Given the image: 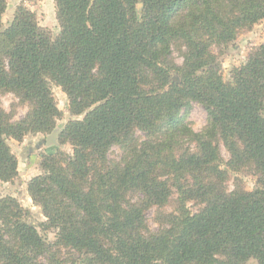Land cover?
Masks as SVG:
<instances>
[{
	"label": "trees",
	"instance_id": "obj_1",
	"mask_svg": "<svg viewBox=\"0 0 264 264\" xmlns=\"http://www.w3.org/2000/svg\"><path fill=\"white\" fill-rule=\"evenodd\" d=\"M6 2L0 92L27 111L13 120L0 107V180L17 175L8 138L54 129L52 84L83 116L58 134L71 153L44 155L27 183L55 238L0 197V264H264V42L227 80L213 52L264 18V0H55L54 37L23 4L2 26ZM192 101L207 113L200 131L185 119ZM244 171L256 187L235 175L228 190L229 174Z\"/></svg>",
	"mask_w": 264,
	"mask_h": 264
},
{
	"label": "rangeland",
	"instance_id": "obj_2",
	"mask_svg": "<svg viewBox=\"0 0 264 264\" xmlns=\"http://www.w3.org/2000/svg\"><path fill=\"white\" fill-rule=\"evenodd\" d=\"M23 4L27 9L35 14L37 22L40 26L46 28L51 37L56 36L58 32V22L56 20L55 0H7L4 12L1 15L2 26H7L12 20L16 7ZM264 42V18L256 21L247 29H243L237 34L229 44L213 48L216 55V63L220 68L224 80L229 79L230 70L233 66L240 65L247 55L254 50L259 44ZM173 57L177 64L182 63L181 52L177 49L173 51ZM177 79H175V78ZM172 79L178 81L176 74L172 75ZM52 95L60 116L56 120L54 129L49 133H28L21 140L8 138L7 143L11 152L17 160V175L11 181L0 180V197L14 198L24 209H27L24 218L27 222L36 226L38 232L47 240L55 238V230L47 232L41 230L39 224L45 217L40 206L35 205L27 190L28 181L35 175L42 172L41 161L44 155L53 154L57 150L71 153V145L69 143L60 144L58 134L64 124L74 118H81L83 115H71L68 108V99L61 87L52 84ZM0 107L6 112L12 114L13 120H18L27 111V105L19 101V99L11 92H0ZM264 114V110H263ZM185 119L190 122L195 131H200L207 122V113L203 106L196 102H190V105L185 113ZM54 130H58L54 138L55 143H47L46 138L50 136ZM142 136V133L138 131ZM220 152L224 159L228 158V153L225 148L220 145ZM110 159L118 160L121 155V150L118 146H112L108 153ZM237 175L242 182V187L246 190H252L256 187V177L248 171L234 174L230 173L225 186L231 190L234 186V176ZM174 203L171 202L160 210L164 213L171 212ZM192 211L197 210L198 206L192 202L188 203ZM157 209L152 207L145 212V217L149 228L155 231L158 224L155 220ZM66 254L63 253V256ZM245 264H257L254 259H249Z\"/></svg>",
	"mask_w": 264,
	"mask_h": 264
},
{
	"label": "water",
	"instance_id": "obj_3",
	"mask_svg": "<svg viewBox=\"0 0 264 264\" xmlns=\"http://www.w3.org/2000/svg\"><path fill=\"white\" fill-rule=\"evenodd\" d=\"M174 78H175V77H174ZM175 79H176V78H175ZM176 80H177V79H176ZM57 131H58V130H54L50 136H47V138H46V142H47V143H52V144L55 143L54 138H55V136H56Z\"/></svg>",
	"mask_w": 264,
	"mask_h": 264
}]
</instances>
